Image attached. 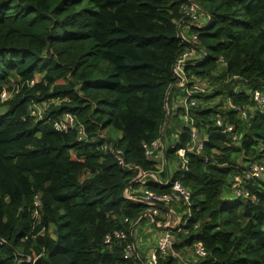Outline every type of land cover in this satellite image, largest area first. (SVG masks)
Instances as JSON below:
<instances>
[{
	"label": "trees",
	"instance_id": "1",
	"mask_svg": "<svg viewBox=\"0 0 264 264\" xmlns=\"http://www.w3.org/2000/svg\"><path fill=\"white\" fill-rule=\"evenodd\" d=\"M194 5L198 26L185 13ZM188 51L190 82L219 80L214 95L227 91L229 103L256 108L254 92L264 93V0H0V264H145L124 257L130 231L150 218L125 191L140 172L147 184L132 186L134 198L171 190L151 175L166 177L157 169L161 152H145L179 131L175 146L162 150L177 165V152L190 144L185 109L173 108L184 91L174 65ZM32 105L46 106L41 117ZM223 106L189 111L204 149L187 153L188 169L178 165L170 178L191 192V217L176 238L206 248L196 264H264V181H249L248 198L226 192L241 164L264 159V109L243 122ZM65 114L85 129V141L77 128H54ZM218 117L236 125L238 141ZM109 126L121 132L109 141L124 149L131 170L103 152L107 138L99 135ZM114 230L127 232V242L105 244ZM156 258L178 263L171 254Z\"/></svg>",
	"mask_w": 264,
	"mask_h": 264
},
{
	"label": "built area",
	"instance_id": "2",
	"mask_svg": "<svg viewBox=\"0 0 264 264\" xmlns=\"http://www.w3.org/2000/svg\"><path fill=\"white\" fill-rule=\"evenodd\" d=\"M197 6L187 7L185 13L189 14L190 17L193 18L195 24L194 26H198V12H196ZM192 26V25H191ZM197 34L192 35V41H197ZM182 39L186 42H190L189 39L182 35ZM191 41V42H192ZM194 54L192 52H185L182 54L177 63L174 65V74L178 80L177 87L184 89L183 97H182V106L185 109V115L183 116L184 121L189 125L191 130L190 144L188 147L181 149L177 152L178 156L181 159L180 169L187 170L188 169V161L186 154H201L204 149V140L200 139V130L198 125L195 123L194 119L190 116L189 111L191 108H194L198 105V95H202L206 93V89L203 88L198 82L192 83L190 82L188 76L185 72V67L187 62H189ZM38 81L36 79L27 82L29 86H33ZM2 100H8L11 97V93L8 92V89L4 88V91L1 94ZM254 102L256 103V108L264 109V93L260 91H255L253 94ZM43 106V105H41ZM227 107H230L232 110L238 112L240 119L243 122L249 121L254 116V108L240 107L233 105L231 103L228 104ZM30 112L33 116L41 117L43 115V111L39 108V105L30 106ZM216 125L222 129L224 134H232L233 140L238 141L239 136L236 133V125L225 123L224 118L218 117L216 119ZM54 128L60 132H69L70 129L77 128L78 130V141H85L88 136L85 132V129L82 126H77V122L75 118L70 114H65L60 120L54 122ZM178 137V136H177ZM99 139H104L103 135H99ZM96 140V139H93ZM103 152L108 155L113 156L120 166L123 168H129L131 170L132 166L126 163L124 158V149L115 145L114 143L104 142L101 146ZM163 146L160 140L155 141L151 144V146L146 147V157L149 158L151 155H154L156 152H162ZM242 169L237 176V180L241 179V185H235V180L233 178L232 184L234 189L233 192L237 197H249V192L246 189V185L249 181H264V163L263 162H253L245 165L244 167L241 165ZM153 178L157 179L154 174H151ZM140 180V184L145 186L147 184L146 173L140 172L138 175ZM235 177V176H234ZM137 182V183H138ZM164 184H172L171 190L165 193H153L148 190H141L142 196L141 200L145 201L148 206L147 212L153 214V218H151L152 222L157 226L163 228V232L158 239L157 246L153 249L151 254L148 256L147 263L145 264H157V254L160 253L163 256L169 255L170 251L174 248L176 234L181 231V227L179 226L181 223L183 225L187 222V220L191 217L190 210V201H191V192L186 187L183 186L181 181L171 182V179H168ZM245 187V188H244ZM125 196L128 198H132L133 196L129 191H125ZM182 203L187 207L189 215L188 218L183 220L181 216L177 215L176 212H170L169 214H165L167 220L164 224H160L156 220L158 217L162 215L161 206H173L178 203ZM175 216V218L173 217ZM174 219H178L177 224L174 225ZM127 220V219H126ZM132 238V233H130ZM127 232L123 230H114L111 233L107 234L105 237V244H114V243H122L127 242L129 236ZM127 245L124 247V257L126 259H132L137 257L140 259V255L137 251L136 245L134 241L127 242ZM192 259L191 262H184V264H196L200 260L204 259L207 256L206 248L197 243L192 247ZM30 261V258L28 259Z\"/></svg>",
	"mask_w": 264,
	"mask_h": 264
},
{
	"label": "rangeland",
	"instance_id": "3",
	"mask_svg": "<svg viewBox=\"0 0 264 264\" xmlns=\"http://www.w3.org/2000/svg\"><path fill=\"white\" fill-rule=\"evenodd\" d=\"M197 14L199 15V13H197ZM187 16H189V14H187ZM202 19H203V17H202ZM197 22H199V16H198ZM190 24L193 25V24H195V22L192 20ZM182 25H183V23L181 22L180 25H179L180 28L182 27ZM186 34H187V31L185 30L181 35H186ZM198 84H200L203 88L206 89V93L199 96V98H198V105H205L207 103L212 104V105H215V104L223 103V105H224L223 107L224 108L228 106L229 101H228V99L226 97V92L227 91L223 92L222 94H216V95H214L215 91L217 92L218 89H219V88L216 87V85H219L220 84V81L219 80H217V82H216L215 80H212L210 78H206V79H202V83L198 82ZM241 89H246V88L243 87V86H240L239 88H236L235 90H241ZM177 101H180V104L182 103V100H181L180 97H179V99ZM173 103H175V105L177 106V108L179 107V103H177L176 101H173ZM39 108L42 111H45L46 106L39 105ZM250 108H254L253 109L254 112L257 109L254 106L253 107H250ZM3 110L4 109L2 108V106H0V112L3 111ZM171 121H173V120H171ZM171 121H170V123H169L168 126H171ZM182 122H181V124H182ZM176 126H179V125L176 123ZM102 135H103V133H102ZM121 136H122L121 135V132L118 131L117 129L113 128L112 126L107 127L106 130H105V133L103 135L104 138H107L106 142H108V143H113V142H110L109 140H112V139L116 140V139L121 138ZM175 144H176L175 137L172 138V136H169V139L168 138H165V146H164V148L166 147V149H168V148L174 147ZM157 157H159V160L161 161L160 164H162V165H160V166L161 167L163 166L162 169L164 171H166V167H165V164H164V155L162 153H160V154L158 153L157 154ZM261 162L264 163V159H262ZM178 165L180 166V164H178V163L175 166L172 164V166L175 167L174 169H170L171 170V173L173 175L175 174V171L177 170ZM241 165L242 166H245V164H241ZM155 180L158 181V182H160V183H163L161 181L162 179L160 180V179L157 178ZM234 180H235V185L232 184V180H231V182H228L227 187H226V189H227L226 192L229 194L228 197L236 198L237 196H235V194L233 193L232 188L234 189L233 185L234 186L241 185V179L240 180H237V176H235L234 177ZM126 198H128V197H126ZM128 199H136V198L132 197V198H128ZM147 210H146V212L144 214L147 213ZM188 215H189V212H188L187 207L186 206L185 207L182 206V210L180 211V216L182 217L183 220H185V219L188 218ZM166 220H167L166 216H162L161 215L160 217H158V219L156 221L159 222L160 224H164V222H166ZM149 221L152 223V220L150 218H148L147 221L144 222V227H143V231H142L143 232V235H139V237H136L135 232H133L136 229V228L134 229V227L130 231V233H132V241H134V244L136 245V248H137V251H138L139 255L143 259H145V263H147V260H146V256L147 255L146 254H144V255H141L140 254V252L138 250V247H137V239L139 241L141 239V236H143L142 239L144 240L143 241L144 245H146V246H150V245L154 246L155 245L154 240L156 239V235H153V239H152L151 233L148 230V228L150 227ZM178 221H179L178 219H174V225L177 224ZM153 225L154 224L152 223V230H153L154 233H157V231L155 232L156 229L153 228ZM182 225H183V223H181L179 226L181 227ZM158 228H159V230L160 229L163 230V228H161V227H158ZM51 233L53 235H56L55 232H54V230H51ZM144 234H146V236L148 238L145 239ZM175 244H176V246H174V248L170 251L169 254H171V256H173L174 258H177L178 259V263L177 264H184V262H191L192 255H193L192 248L182 247L183 242L181 240H178V238L175 239ZM27 262H30V261L27 260Z\"/></svg>",
	"mask_w": 264,
	"mask_h": 264
},
{
	"label": "crops",
	"instance_id": "4",
	"mask_svg": "<svg viewBox=\"0 0 264 264\" xmlns=\"http://www.w3.org/2000/svg\"><path fill=\"white\" fill-rule=\"evenodd\" d=\"M194 3V2H193ZM203 21V19H202V16L199 14V23H201ZM37 80H39V79H37ZM198 82H200V83H202V81H199L198 80ZM179 99V98H178ZM177 98H176V102L177 103H179V106H182V104H180V101H177L178 100ZM173 108L175 109V108H177V106L175 105V103H173ZM104 133H105V131H103V135H104ZM179 133V131H176V132H170V134H171V136H172V138L173 137H177L178 134ZM163 152H164V149H163ZM163 154V153H162ZM157 160H158V165H157V169L161 172V171H163V169H162V167L160 166V165H162V164H160V160H159V157H157ZM164 164H165V167H166V170H167V173H166V177H164L161 181L162 182H166L168 179H170V178H173V174L171 173V170L170 169H174L175 167V163H168L167 162V160H166V157H165V154H164ZM171 164V165H170ZM172 164L174 165V166H172ZM179 164V163H178ZM159 172V173H160ZM158 176V175H157ZM159 179V178H158ZM182 206L183 207H185L182 203H178V204H175V205H173V206H165V209L163 210V213H162V216H165V214H169L170 212H176V214L177 215H179L180 216V211L182 210ZM173 217L175 218V216L173 215ZM147 221V220H146ZM149 223H150V227L148 228V230H149V232L151 233V237H152V239H153V235H156V239L154 240V243H155V245L157 246V243H158V240L157 239H159V237H160V235L162 234V232H163V230L162 229H160L159 230V228L157 227V226H153V228L154 229H156L155 230V232L157 231V233H154L153 232V230H152V223L149 221ZM143 227H144V223L143 224H141V225H139V226H136L134 229V232H135V234H136V237H139V235H143ZM142 237L143 236H141V239L138 241V239H137V247H138V250H139V252H140V254L141 255H144V254H146L147 256H146V259L148 258V256H149V254H151V252L153 251V249L156 247L155 245L154 246H152V245H150V246H146V245H144V243H143V239H142ZM144 237H145V239L146 238H148L147 236H146V234H144ZM147 247V248H146ZM154 247V248H153Z\"/></svg>",
	"mask_w": 264,
	"mask_h": 264
},
{
	"label": "water",
	"instance_id": "5",
	"mask_svg": "<svg viewBox=\"0 0 264 264\" xmlns=\"http://www.w3.org/2000/svg\"><path fill=\"white\" fill-rule=\"evenodd\" d=\"M170 92H171V88L168 90L167 99H168V97H169ZM167 120H168V116L166 117L165 123L167 122ZM162 142H163V141H162ZM162 144H164V143H162ZM146 175H147V174H146ZM140 178H141V177L138 176L135 180H133L132 184H130L126 190L129 191V190L132 188V186H133L134 184H136V183L140 180ZM131 200L134 201V202H137V203H142V204L147 205V203H146L145 201L141 200V199H131ZM161 208L164 210V209H165V206H161ZM143 217H150V218H153V214L150 213V212H147L146 214L143 215ZM136 224H137V223H136ZM136 224H135V225H136Z\"/></svg>",
	"mask_w": 264,
	"mask_h": 264
},
{
	"label": "clouds",
	"instance_id": "6",
	"mask_svg": "<svg viewBox=\"0 0 264 264\" xmlns=\"http://www.w3.org/2000/svg\"><path fill=\"white\" fill-rule=\"evenodd\" d=\"M163 149H164V146H163Z\"/></svg>",
	"mask_w": 264,
	"mask_h": 264
}]
</instances>
